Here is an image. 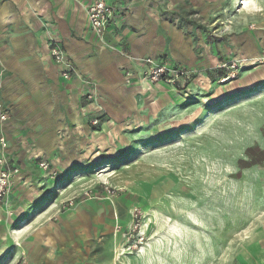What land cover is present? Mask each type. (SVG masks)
<instances>
[{
    "label": "rangeland",
    "instance_id": "obj_1",
    "mask_svg": "<svg viewBox=\"0 0 264 264\" xmlns=\"http://www.w3.org/2000/svg\"><path fill=\"white\" fill-rule=\"evenodd\" d=\"M203 6L181 27L202 32L192 56L177 62L191 75L187 87L145 96L155 113L140 123L103 131L93 119L102 133L85 154L71 155L69 171L48 162L20 199L11 186L0 206V264H46L41 230L68 213L89 215L87 244L105 264H233L264 222V0Z\"/></svg>",
    "mask_w": 264,
    "mask_h": 264
},
{
    "label": "crops",
    "instance_id": "obj_2",
    "mask_svg": "<svg viewBox=\"0 0 264 264\" xmlns=\"http://www.w3.org/2000/svg\"><path fill=\"white\" fill-rule=\"evenodd\" d=\"M92 1L0 0V140L7 141L10 163L20 169L12 179V193L19 199L28 194L23 193L28 182L37 187L40 161L69 171L71 155L91 149V141L102 132L91 128L90 121L100 119L103 131L124 122L140 123L155 113L145 102L154 99L155 92L171 95L170 87L190 84L186 79L176 85L150 83L144 79L146 66L141 60L154 57L180 67L177 62L189 59L195 37L202 38V32L192 25L181 27L191 22L189 12L204 11L205 0H104L116 10L103 38L94 35L86 14ZM51 40L66 52L73 67L69 80L63 77L67 66L51 57ZM249 52L251 59L258 58L251 47ZM90 219L88 214L68 213L53 225L57 228H43L37 246L42 253L47 251L44 262L105 264L87 244ZM107 263L155 264L138 259ZM233 264H264V222L249 231L237 254L234 251Z\"/></svg>",
    "mask_w": 264,
    "mask_h": 264
},
{
    "label": "built area",
    "instance_id": "obj_3",
    "mask_svg": "<svg viewBox=\"0 0 264 264\" xmlns=\"http://www.w3.org/2000/svg\"><path fill=\"white\" fill-rule=\"evenodd\" d=\"M115 7L109 5L104 0H93L86 6V14L90 21L91 30L96 37L103 38V35L110 24L114 13ZM50 54L53 61L56 64L66 65L67 70L63 73V77L66 80L71 78L73 72L72 65L66 60V52L55 42L51 40ZM145 66L144 79L151 83L165 82L167 84L176 85L180 79L190 80V73L182 67H171L167 64L158 63L154 58L148 57L141 60ZM235 68V67H233ZM89 101L93 100L92 95H88ZM6 115L1 116V120H5ZM94 125H98L99 121L95 120ZM7 141L5 139L0 140V206L4 205L12 186V179L19 174L18 168L10 166V160L6 153ZM42 171H48L50 164L46 161H42L38 164ZM89 193H86L88 195ZM145 238L142 237L136 242L134 248L142 246Z\"/></svg>",
    "mask_w": 264,
    "mask_h": 264
},
{
    "label": "trees",
    "instance_id": "obj_4",
    "mask_svg": "<svg viewBox=\"0 0 264 264\" xmlns=\"http://www.w3.org/2000/svg\"><path fill=\"white\" fill-rule=\"evenodd\" d=\"M225 75V71H220L218 73V78H222Z\"/></svg>",
    "mask_w": 264,
    "mask_h": 264
},
{
    "label": "bare ground",
    "instance_id": "obj_5",
    "mask_svg": "<svg viewBox=\"0 0 264 264\" xmlns=\"http://www.w3.org/2000/svg\"><path fill=\"white\" fill-rule=\"evenodd\" d=\"M248 3V2H247ZM249 4V3H248ZM247 5V4H246ZM246 5H245V7H246Z\"/></svg>",
    "mask_w": 264,
    "mask_h": 264
}]
</instances>
